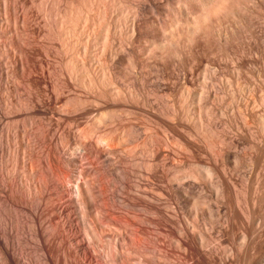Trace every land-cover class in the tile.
Segmentation results:
<instances>
[{"label":"bare ground","instance_id":"1","mask_svg":"<svg viewBox=\"0 0 264 264\" xmlns=\"http://www.w3.org/2000/svg\"><path fill=\"white\" fill-rule=\"evenodd\" d=\"M19 1L0 0V206L9 207L14 214L9 224L6 219L3 224L5 217L0 219L4 264H264V111L254 110V120L239 121L238 112L226 106L218 113V122L215 116L197 118L198 109L188 106L191 101L185 103L188 98L185 100L184 94H172L179 95L173 99L170 91L164 92L165 76L149 80L158 89H147L150 92L146 90L143 97L132 83L129 85L128 76H111L110 72L108 76L109 69L103 73L104 63L91 70L92 61L102 57L100 51H109L117 44H105L109 49L103 46L98 53L103 40H99V32L93 49L92 43L84 48L86 41L81 43L83 47L78 46L80 42L74 37L81 38L89 28L84 20L88 21V14L75 22V17L70 18L73 21L68 25L67 13L62 16L64 12H56L49 24L52 31L59 32L58 40L66 50L71 49V53L67 50L66 72L76 76H63L67 75L63 70L60 76H30L36 71L24 76L23 54L32 56L35 50L29 49L21 34L24 18L17 9ZM129 3L115 2L117 19L108 32L115 33L116 39L112 38H119L120 44L126 41L131 46L134 15ZM100 15L95 20L97 16H92L93 27L99 24ZM89 30L86 35L92 32ZM102 58L97 61L107 60ZM127 62L123 69L134 66ZM24 84L34 94L26 105L22 90L28 87ZM199 109L203 111V107ZM32 112L48 120L38 125L41 129L32 122L35 119H29ZM232 117L234 122L229 120ZM180 150L205 162L171 158L170 154L180 157ZM209 156L220 165L221 173L207 162ZM167 167L174 171L172 177L165 174ZM210 176L216 177L215 200L203 195L194 200L191 193L197 182ZM166 178L188 210L204 207L200 230L187 218L179 219L175 207L164 202ZM18 243L23 245L19 248ZM29 250L40 251L41 259L33 258Z\"/></svg>","mask_w":264,"mask_h":264},{"label":"rangeland","instance_id":"2","mask_svg":"<svg viewBox=\"0 0 264 264\" xmlns=\"http://www.w3.org/2000/svg\"><path fill=\"white\" fill-rule=\"evenodd\" d=\"M129 1H130L129 4L133 6V7L131 6L132 8L130 7L131 8L130 11L133 13V14L131 13V16L134 15V17L132 16V23L134 24H132V29H131V35H132L131 36L132 38L130 40V42L132 41L131 46L127 45L126 41L121 42L122 44L124 43L125 45L120 44L119 38L117 41L115 40L117 37V36H114L115 33L114 34L112 33L113 34L112 35L111 33L108 32V29L111 32L110 25L113 23L115 24V20L117 19L118 11L116 10V7L113 6L115 5V2H117V0L116 1L115 0H69V1L68 0H55V1L54 0H21L19 1L17 3V9H18L19 14H22L21 15L22 18H24L23 22H21L22 24H20L21 27L19 26L20 30H22L21 34L22 35L24 34L23 35L24 37L23 36L22 37L23 39L26 40V42L24 41V43H26V45L28 44L29 49H32L31 50L32 52L35 50V52L32 53V56H30V54H28L29 56H27L25 53L23 54V57H25L23 58L24 65L22 64L23 75L29 76L31 73H34L36 71L37 73L31 74L30 76L32 75L37 76V74L38 76H44V75L45 76H53V75L60 76L61 75L60 73L64 74L63 71L64 72H66V70L68 71L69 66L67 67V65L69 64H68L67 59H69L70 54L67 52V50H69L70 52L71 49L66 50L65 46L62 44V41H60L61 39L58 40L60 37V35H58L59 32L55 31L56 32L55 34L56 37H55L54 36L55 32L52 31L54 27L52 29L51 22L53 23L52 20H54V14L56 12L58 13L64 12L62 16H66V13H67V16H66L67 18L66 17L65 18L67 19L66 21H69L67 22V24L69 23L68 25L72 24L71 20L73 21V19L70 20V18L75 17L73 21L75 22V19L77 20V17L84 18L85 16L87 17V14H88V17L91 18V19L89 18L91 21H89V19L87 21V18H85L84 20H86V22H88L89 24L92 22L91 24L94 25L93 19L95 20L96 18H98L97 14L98 15L101 14L99 17L101 18L100 21L105 23V24L103 23L104 26L100 23V21H99V24H95V27H93V25L91 24H90L91 26L88 25V23L86 25V22L84 21L85 23L83 22V24H85L89 28L87 27H86L87 29L85 28L86 31L83 32L85 35L81 33L82 40L81 38H77V37L75 38L73 34H72L73 36H71L70 34L72 38L69 36L70 40H72L73 37L74 39H77V42L78 43L80 42V45H78L80 47L84 46L85 48L86 47L85 45L91 46V43H92L93 47L92 46H91L92 48L88 47V49L89 48L93 49L94 43L96 42V39H97L95 37L99 36L97 34H99L100 32L101 36L102 34L103 36H107V33H108L109 35L107 37H101V36L98 37L99 40L100 38L101 39L103 38V40L105 39L104 40L105 43H103V40H102L101 45L102 44L104 45L102 46L100 45V47L98 48V53H99V50H101L103 46L108 48L113 43L114 45L119 44L118 46L116 45L117 49L112 47V45L110 47L111 49L108 48L109 51H106V49L104 50L102 49L99 54L102 53V57L106 54L107 55L106 57L104 56L103 58L99 55L97 60L99 58H102L101 60L105 58L104 60L107 59L109 61L108 57H110L111 62L109 61L110 62L109 63L106 60L108 63H106V61L99 63L97 60H95L97 64L99 63L97 65L96 63H94V61H92L93 63L90 66L91 70L95 67L99 68L101 66L100 64L102 63H104L105 66L107 64H110L109 65L110 67L103 66L104 67L103 73H105V71L109 69L106 72V75H108L110 72L111 76H117V75L128 76V81L130 83L128 81L127 82L129 83V85L132 83L131 86L133 87L134 85L137 91L140 90V92H142L141 94H144L143 97L147 95L145 94V92L148 91L147 89L150 90L152 88L151 91H153V89L154 90L158 89V87L155 88V86L153 88V85L155 84L153 83L152 85V83H150L152 79L154 80L156 78H159L158 76H160V78H163L165 76L164 84L166 85H164L165 86L164 90L165 89L166 90L164 92L170 91L168 92L170 97L172 94H176V93L178 94V92L179 94L182 93V95L183 94L187 95L186 97L183 95L185 100H187L188 98V100L185 101V103L187 104V102L191 101L190 104L188 103L189 104L188 106H190V108L194 107L193 111L195 110V108L199 110V111L196 110L197 113L195 112L197 118L199 117L201 118L202 116H205V117L209 116V118H213L215 116L214 118L216 117L220 118L219 114L221 110L226 109L228 107L227 109H234L235 112H238L239 121L246 120V119L254 120L255 115H256V112L254 110H258L262 112L264 111V0H129ZM49 5H51L52 8ZM115 10L117 12H115ZM81 14H83V16ZM92 16L93 17L97 16V17L92 19ZM103 16H104V19L108 21L109 26H107V22L103 19ZM25 20H27V23ZM49 24L51 25L49 26ZM97 27H100V28L104 27V29L103 28L100 29ZM111 27H112V32H114V25H112ZM88 29H90L89 31H92V32L91 33L88 32L87 33L88 35H86V32ZM92 29L94 30V33ZM30 31L32 32V34ZM101 32H104L105 35L104 33H101ZM110 34H111V38H110ZM202 34L206 36H203ZM83 35H84V38H83ZM113 36L115 39L112 38ZM47 38L49 39V41ZM85 38L89 40H85ZM106 38L107 39L109 38L111 41L112 40L113 41L112 42L109 41L110 42L109 44L106 42L107 41ZM30 39L31 41H29ZM92 39L95 41H91ZM39 40L43 42L44 44L41 43ZM85 41L86 43H84ZM82 42L84 43L83 46H81L83 44ZM105 44H108L107 45L108 47L105 46ZM62 45L64 47H62ZM120 45H122L123 47H121ZM33 46L35 47L33 48ZM124 46H126L127 48ZM40 47L43 49H41ZM59 47L60 48L62 47V48L60 49ZM56 48H58L57 51H56ZM84 48H80V50L82 49L84 50ZM59 50L60 52H58ZM63 50L66 52L63 53L64 52ZM102 51H104L105 53L107 52V53L105 54ZM108 52L111 53L112 56L111 54H109L110 55L109 56ZM38 54L40 56H37ZM128 54L129 55L131 54V56H129ZM126 55H128L129 57ZM26 56L28 57V59L26 58ZM112 57L114 61L112 60ZM130 57L132 59L134 58V60H132ZM128 59L129 60L131 59L130 60L131 62L130 61L127 62ZM48 61L50 62L52 61L53 64L52 62L50 64V62ZM64 62H66V64ZM126 62L127 64L132 65V66L134 65V66L133 67L130 66L131 69L130 68L123 69L124 66L126 67L128 66L126 65ZM93 64H96V66H93ZM112 64H114V66ZM26 68L27 70H25ZM125 69H127L128 71L131 70L132 72L131 71L126 72ZM29 70L30 72L28 73ZM61 70L63 71L61 72ZM122 70H124L125 72L123 73ZM52 72L54 73L52 74ZM48 73H50V75ZM67 73L70 74V76H76L75 72H72V73L66 72L65 74ZM68 74L63 75V76H68ZM129 78L133 82L130 81ZM168 78L169 80L167 81ZM141 79H144L143 80L144 82ZM170 82H172V85ZM141 83L143 84L144 88ZM177 83H179V85ZM146 84H149V85H146ZM24 85L25 87H28L26 86V84ZM136 85L139 86L140 88L142 87L143 89L141 90L139 87H136ZM184 85L186 86L183 89L182 87ZM29 89H30L29 87L27 90L26 88L23 87V90L25 91L22 90V92H24V95H26L24 96L22 94V96L24 97L22 98V100L25 102V105L31 102V99L34 96L32 91H31L32 93L29 92ZM181 89L184 91H182ZM192 89L195 90L197 93L199 92L201 95L199 93L196 94V92L192 91ZM189 90H191L192 93H190ZM193 93L199 96L198 97L194 96ZM168 96H166V98L170 99V97ZM173 96L174 95H172L171 98H173ZM177 96L179 97V95ZM177 96H174V97L177 98ZM205 97L206 98L208 97L207 98L208 102ZM212 97L214 99H212ZM202 98H205L206 102L202 101L204 100ZM202 102L203 104L206 103L207 105L206 104L203 105L202 106L203 111H200L199 108H201L202 110V107H201ZM201 112L202 113L204 112L205 115L204 114L202 115ZM211 112H214V113L212 114ZM33 113L34 112L30 114L32 116L30 115L28 116L31 121L32 119L33 120L35 119L32 122L34 123V125L36 123L37 125L36 127H39L40 124L43 123V119H44V123L46 122L47 119L43 118L45 116H40L36 113L34 114ZM46 117L48 118V116ZM217 118L215 120L218 122L219 118L218 119ZM229 120L232 122L235 121L233 117L230 118ZM179 152L181 155L180 157H176L174 154H170L171 158L175 157L176 160L180 162L182 160H183L182 162L189 161V160L205 162L198 155H196V158L193 159V158H190L182 150H180ZM168 162L170 163L169 159H168ZM180 162H177V163L179 165H182ZM207 162L215 166V169L218 171V173H221L220 165H215L213 161L211 160V156L208 157ZM130 164H126L127 168L131 167L132 164L131 165ZM55 169L58 170L57 168ZM16 172H17L16 173L17 175L19 171L17 170ZM172 173L174 174V171L169 170L167 167L165 170V174L168 175L167 177H172L173 176ZM166 180L167 178L164 179L165 181L164 186L167 187L168 189L164 190V202H168L169 205L175 207L178 213L179 219L182 220V218L184 217L187 218L191 223H194L197 230H200L204 223V214H205L204 207L201 206L200 208H193L191 211L188 210V208L185 205V202L174 195L173 191L170 189L171 183H168V180L167 181ZM215 182H216V177L214 176H210L208 180L200 179L196 184V188L193 190L194 192L191 193L192 197H194V200L195 199L197 200L198 197L201 198V195H203V197H205L206 199H209V201L210 200L214 201L215 200V197H214ZM173 184L176 185L175 182H173ZM4 206L5 205L0 206V211H1L0 213H2L3 215V216L1 215L2 217H0V219L2 221L3 218L5 217L4 220L2 221L3 224H6L7 222L9 224L11 220L14 221L13 219L14 214L10 212L9 207L6 209L7 206L5 208ZM4 210H6L7 213ZM3 211L5 213H3ZM10 213H12V215ZM9 215H11L12 218L11 217L9 218ZM5 219L8 221L5 222L6 221ZM194 219H196V222H194ZM56 221L57 219L55 220V222ZM18 244H19L18 245L19 248H20V245H23L22 243L21 244L18 243ZM21 248L23 247L21 246ZM29 251L31 252L30 255L33 256V258L38 256L37 258L41 259L40 251H39L40 253L38 251L35 252L36 250L34 251L29 250ZM0 253H1V245H0ZM2 260L3 259H1L0 257V264H4V261Z\"/></svg>","mask_w":264,"mask_h":264}]
</instances>
